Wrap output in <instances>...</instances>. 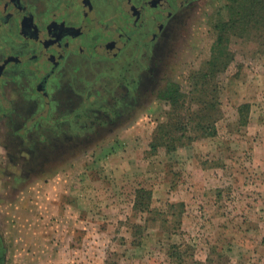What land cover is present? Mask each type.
Here are the masks:
<instances>
[{
    "label": "rangeland",
    "instance_id": "rangeland-1",
    "mask_svg": "<svg viewBox=\"0 0 264 264\" xmlns=\"http://www.w3.org/2000/svg\"><path fill=\"white\" fill-rule=\"evenodd\" d=\"M238 2L202 0L185 12L187 24L166 46L153 89L130 92L113 84L115 117L70 151L67 170H38L30 186L10 185L2 176L1 264H264V0L256 22L245 19L237 35L230 31L228 47L214 49L218 24ZM218 50L234 60L215 82L222 109L217 134L151 154L154 130L171 109L158 98L161 89L175 81L188 93L191 75L206 71ZM109 93H97L102 106H110ZM243 103L251 105L248 124L238 121ZM193 125L188 135L197 132ZM99 147L104 153L97 160ZM88 168H100L101 177L85 184L93 176ZM139 186L153 191V207L168 222L152 220L135 245Z\"/></svg>",
    "mask_w": 264,
    "mask_h": 264
},
{
    "label": "crops",
    "instance_id": "crops-1",
    "mask_svg": "<svg viewBox=\"0 0 264 264\" xmlns=\"http://www.w3.org/2000/svg\"><path fill=\"white\" fill-rule=\"evenodd\" d=\"M72 1L78 0H29L25 3V9L40 17L49 13L63 14L68 3ZM125 1L93 0L92 9H97L98 17L110 21L116 16L118 5L124 4ZM201 1L192 0L170 18L162 35L156 40L157 43L141 42L142 38L151 39L157 31L154 21L146 22L140 33L114 58H99L96 56L98 54L94 55L90 50H86V46L80 49L77 39L72 40L76 52H68L70 58L65 66H60L61 71L51 81L54 84L53 101L56 109L52 110L50 107V115L47 110L41 108L45 104L44 100L49 97L45 92L41 93L43 89L39 87L44 76L52 69V64H47V60H61L59 55L55 54V49H52V44H49L51 40H55V36H45L40 30L31 35L22 29L21 20L20 25L16 20L13 25L0 24V170H4V173L9 170V173L2 172L0 179L3 176L10 180V185L22 183L24 186H30L37 181L38 170H67L70 151L77 149L78 152L85 140L97 137L115 117L114 107L118 98L111 96L113 84L120 83L126 91L153 89L150 83L154 81L153 78L159 70L157 66L165 61L166 46L178 40V31L182 30L180 26L187 24L186 18H182L183 14L195 11ZM82 10L83 16H79L78 11L69 15L68 11L71 13L72 9L66 10V27L79 25V19L74 20V17H87L84 14L88 10L85 5ZM92 33L93 31L90 38L93 37ZM100 37V34L94 35L95 40ZM158 43H161V50ZM164 43L167 44L163 48ZM4 47L10 49L9 52L5 51ZM43 47L47 51L40 55ZM36 54L39 55L35 56ZM9 56L20 58V61L10 60ZM29 59L31 61L26 62ZM136 78L140 81L139 84ZM42 86L48 88L46 83ZM95 91L110 92V106H102ZM49 101L51 106L53 103L51 99ZM101 113L106 117L103 121ZM99 150L98 155L104 153L102 148L99 147ZM117 150H110L106 154H115ZM86 171L93 176L87 178L85 184L92 181L94 183L97 177H101L100 168L99 173L94 168H88ZM92 190L94 191V187ZM2 234L3 230L0 229V235Z\"/></svg>",
    "mask_w": 264,
    "mask_h": 264
},
{
    "label": "flooded vegetation",
    "instance_id": "flooded-vegetation-1",
    "mask_svg": "<svg viewBox=\"0 0 264 264\" xmlns=\"http://www.w3.org/2000/svg\"><path fill=\"white\" fill-rule=\"evenodd\" d=\"M191 1L192 0H126L124 4L118 5L115 18L106 21L98 17L97 9H92L93 0L72 1V3H68L67 9H64L63 14L49 13V15H41V17L25 9V3L29 2V0H0V24L13 25L14 20H16L17 24H21L22 29L28 31L31 35H35L36 32L40 30V33L45 36L46 34L55 36V40H51L49 44H52V49H55V54L59 55V59L61 58V60L58 61L57 58H50V60H47V64H52L53 66L51 65L52 69L44 76L42 84L46 83L48 88H46V86L43 87L42 84L39 87V89H43L41 93L45 92V95L49 97V99L44 100L45 104L41 108L47 110L50 115L51 110L47 107L50 102L49 100L51 99L53 105L56 106L53 101L54 84L51 83V81L54 79L55 75L61 71L60 66H65L64 64H66V61L70 58L69 53L76 52L77 49L72 46L73 41L77 39L78 46H81L80 49H84V46H86V50H90L94 55L95 53L98 54L96 56L99 58L117 57L124 47L128 45V42L140 33V30L146 22L154 21L157 24V31L154 32L151 39L142 38L141 42L144 44L148 41L152 43H154V41L156 42L162 35V31L170 18ZM84 5L88 9L84 13L87 17H74V20L79 19V25L76 27H66V22H64L66 21V15L64 16L66 10L72 9L71 13L68 11L69 15H74L78 11L77 14L83 16L82 8ZM72 6L78 7L79 9L73 8ZM92 13L95 15L92 16ZM19 20H21L20 24ZM19 27L20 26H18V28ZM92 31L93 37L90 38ZM97 34H100L101 37L95 40L94 35ZM48 35L47 37H49ZM158 44H160L158 48L161 50V43ZM166 44L167 43H164L163 48ZM4 48L5 51L9 52L10 49ZM45 51L47 50L43 47L39 54L44 55ZM9 58L10 60L20 61V58L17 59L13 56H9ZM29 61H31V59L26 60V62ZM3 66L4 63L1 65V68H3ZM136 79L138 81V78ZM139 82L140 81H138L137 84H139Z\"/></svg>",
    "mask_w": 264,
    "mask_h": 264
},
{
    "label": "trees",
    "instance_id": "trees-1",
    "mask_svg": "<svg viewBox=\"0 0 264 264\" xmlns=\"http://www.w3.org/2000/svg\"><path fill=\"white\" fill-rule=\"evenodd\" d=\"M259 6L260 0H239L238 3L228 6L229 17L218 24L221 34L214 49L228 47L230 31L234 32L233 35H237L235 31L239 29L240 25H244L245 19H248L252 24L256 22L254 18L258 15ZM233 60L234 54L227 53L224 57L218 50V54L217 52L212 54V60L206 71L191 75L193 81L188 93H185L175 81L169 82L166 87L161 89L158 98L169 102L171 109L166 112L165 117L159 121L154 130L149 143L151 154L158 153L161 147H165L168 153H172L177 150L179 145H184L186 140L192 141L199 137L217 134V121L220 119L218 116L222 114L220 113L222 109L215 82L220 72L226 71ZM250 109L249 103L239 105L238 121L240 124H248ZM218 113L220 114L218 115ZM192 123H194L193 126L197 132L188 135V129ZM153 200V191L150 188L145 186L136 188L132 213L141 221L132 225L135 245L141 242L152 220L160 219L163 225L168 222V219L161 215L162 212L153 207ZM178 204L184 208L183 201ZM174 205L172 204V206ZM174 218L178 219L180 228V216ZM171 255L174 257L177 256V253L174 251Z\"/></svg>",
    "mask_w": 264,
    "mask_h": 264
}]
</instances>
